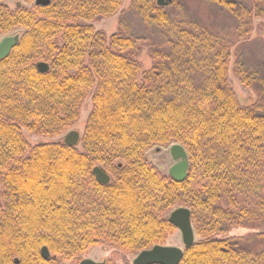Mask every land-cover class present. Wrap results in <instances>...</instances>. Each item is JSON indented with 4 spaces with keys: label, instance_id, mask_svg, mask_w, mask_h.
Segmentation results:
<instances>
[{
    "label": "trees",
    "instance_id": "1",
    "mask_svg": "<svg viewBox=\"0 0 264 264\" xmlns=\"http://www.w3.org/2000/svg\"><path fill=\"white\" fill-rule=\"evenodd\" d=\"M125 1L11 8L0 0L1 34L24 29L0 59V264H79L106 244L133 254L166 246L178 231L167 214L181 207L198 239L180 264H264V76L241 55L264 0H201L203 11L189 18L157 0H130L167 36L151 46L148 70L143 40L93 24ZM233 75L255 93L251 101L236 93ZM88 99L80 142L69 146L63 136ZM172 144L188 154L181 183L147 157ZM235 229L248 232L230 235Z\"/></svg>",
    "mask_w": 264,
    "mask_h": 264
},
{
    "label": "rangeland",
    "instance_id": "2",
    "mask_svg": "<svg viewBox=\"0 0 264 264\" xmlns=\"http://www.w3.org/2000/svg\"><path fill=\"white\" fill-rule=\"evenodd\" d=\"M233 2H238L241 4H248V0H228ZM4 2L11 8H15L17 5H23L28 8L32 7L35 4L36 0H32L28 2L26 0H4ZM201 0H175L174 3L166 7V12L178 11V14L184 18L194 17L199 14V12L203 11L202 6L204 4L200 3ZM200 7V9H199ZM214 13L222 20L218 22L222 27L229 26L230 18L227 15L221 16V11L219 8H215L213 10ZM185 12V13H184ZM153 16L151 17H143L134 13V11L130 7V0L124 2L123 8L119 13L109 19H103L99 22H94V26L97 29H102L107 32L108 35L114 33H124L132 35L138 39H141L145 42V47H143L139 59L143 63V67L148 70L152 65V60L150 57L151 46L157 47L161 42L166 41L167 36L163 29L159 28L153 22ZM24 32V29L17 28L12 30L11 32L1 34L0 42L2 39L15 36ZM241 55L243 62L249 66L253 71L258 72L264 76V16L255 20L254 30L251 34V40L244 46L241 50ZM232 81L234 83V87L236 93L239 95L242 101H246L248 99L251 101V98L255 96V93L249 89H246L240 81L233 75L231 76ZM91 112V100L88 99L82 110V117L80 124L74 127L71 131H78L81 135L83 134L82 126L87 120L89 114ZM69 131V132H71ZM68 132V133H69ZM66 133L63 138L68 134ZM27 137L34 143L41 140L37 136H32L26 133ZM174 145V144H172ZM159 146L153 147L147 152L148 159L160 170L163 174L169 175L170 168L176 163L171 155L170 149L171 146ZM170 214H167V217H170ZM248 231L244 229H235L230 235H244ZM198 237L196 236V240ZM167 246H173L178 248H183L184 243L182 239V234L177 231L174 235H172L167 244ZM138 254L133 253H123L118 251L113 245L106 244L103 247H96L89 250L87 253H84L80 256L81 262L83 260H92L96 263H103L107 260H112L116 264H133L134 259ZM65 264H76L74 261H67ZM80 264V263H79Z\"/></svg>",
    "mask_w": 264,
    "mask_h": 264
},
{
    "label": "water",
    "instance_id": "3",
    "mask_svg": "<svg viewBox=\"0 0 264 264\" xmlns=\"http://www.w3.org/2000/svg\"><path fill=\"white\" fill-rule=\"evenodd\" d=\"M174 0H157L158 7H169ZM51 0H36V5L48 6ZM1 36V32H0ZM19 36L4 38L0 44V59L8 56L16 43ZM38 69L41 73H47L49 66L47 63H39ZM81 134L78 131L69 132L65 138V144L69 146H77L80 142ZM171 155L176 162L169 171V175L177 182H184L188 176L189 160L186 149L181 144H174L170 149ZM93 174L97 181L101 184L108 185L111 177L101 167L97 166L93 169ZM191 211L188 208L181 207L174 210L169 217L170 222L182 234L184 243L183 248L173 246H155L151 249L144 250L139 253L133 261V264H180L184 257V249L190 247L196 242V232L191 219ZM43 259L48 260L51 254L47 247L41 250ZM80 264H104L96 263L92 260H83Z\"/></svg>",
    "mask_w": 264,
    "mask_h": 264
},
{
    "label": "flooded vegetation",
    "instance_id": "4",
    "mask_svg": "<svg viewBox=\"0 0 264 264\" xmlns=\"http://www.w3.org/2000/svg\"><path fill=\"white\" fill-rule=\"evenodd\" d=\"M15 36H17V35H15ZM15 36H9V37H15ZM6 38H7V37H6ZM2 41H3V39H2ZM2 41H1V42H2ZM1 42H0V44H1ZM175 164H176V163H175ZM175 164H174V165H175ZM170 169H171V168H170ZM103 263L105 264V262H103Z\"/></svg>",
    "mask_w": 264,
    "mask_h": 264
}]
</instances>
